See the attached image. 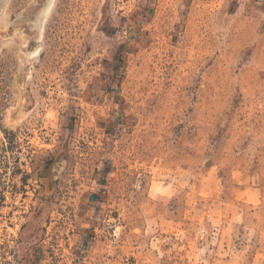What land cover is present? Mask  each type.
<instances>
[{
	"label": "rangeland",
	"instance_id": "obj_1",
	"mask_svg": "<svg viewBox=\"0 0 264 264\" xmlns=\"http://www.w3.org/2000/svg\"><path fill=\"white\" fill-rule=\"evenodd\" d=\"M0 264H264V0H0Z\"/></svg>",
	"mask_w": 264,
	"mask_h": 264
}]
</instances>
